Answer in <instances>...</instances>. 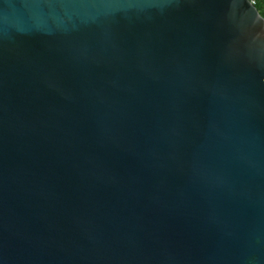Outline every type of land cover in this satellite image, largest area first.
<instances>
[{
	"label": "water",
	"instance_id": "1",
	"mask_svg": "<svg viewBox=\"0 0 264 264\" xmlns=\"http://www.w3.org/2000/svg\"><path fill=\"white\" fill-rule=\"evenodd\" d=\"M0 264H264L249 0H0Z\"/></svg>",
	"mask_w": 264,
	"mask_h": 264
},
{
	"label": "trees",
	"instance_id": "2",
	"mask_svg": "<svg viewBox=\"0 0 264 264\" xmlns=\"http://www.w3.org/2000/svg\"><path fill=\"white\" fill-rule=\"evenodd\" d=\"M259 3L263 4L264 0H257V2L255 4L256 10L258 11L259 15L264 19V9L262 11L259 10L260 9Z\"/></svg>",
	"mask_w": 264,
	"mask_h": 264
},
{
	"label": "built area",
	"instance_id": "3",
	"mask_svg": "<svg viewBox=\"0 0 264 264\" xmlns=\"http://www.w3.org/2000/svg\"><path fill=\"white\" fill-rule=\"evenodd\" d=\"M250 4H252L253 6H255L257 0H249Z\"/></svg>",
	"mask_w": 264,
	"mask_h": 264
},
{
	"label": "rangeland",
	"instance_id": "4",
	"mask_svg": "<svg viewBox=\"0 0 264 264\" xmlns=\"http://www.w3.org/2000/svg\"><path fill=\"white\" fill-rule=\"evenodd\" d=\"M259 6H260V9L259 10L262 11L264 9V3L263 4L259 3Z\"/></svg>",
	"mask_w": 264,
	"mask_h": 264
}]
</instances>
